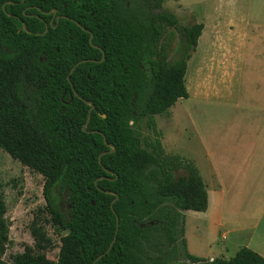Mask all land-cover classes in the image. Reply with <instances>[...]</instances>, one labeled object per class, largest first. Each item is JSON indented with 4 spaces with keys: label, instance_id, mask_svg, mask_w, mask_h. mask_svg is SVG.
Here are the masks:
<instances>
[{
    "label": "trees",
    "instance_id": "1",
    "mask_svg": "<svg viewBox=\"0 0 264 264\" xmlns=\"http://www.w3.org/2000/svg\"><path fill=\"white\" fill-rule=\"evenodd\" d=\"M163 1L0 0V147L44 179L51 222L65 232L56 264H93L112 242L115 196L104 191L118 196L119 228L95 264H264L245 247L228 260L187 251L183 212L207 210L206 186L191 161L164 153L154 117L188 99L187 62L203 24H180ZM53 10L59 20L44 33ZM166 27L178 37L173 63L159 46ZM81 60L96 62L78 65L69 82ZM85 101L94 108L83 130ZM141 122L155 139L134 129ZM107 144L115 151L99 163ZM55 189L67 195L66 214L53 205ZM5 213L0 193V264H8Z\"/></svg>",
    "mask_w": 264,
    "mask_h": 264
},
{
    "label": "crops",
    "instance_id": "2",
    "mask_svg": "<svg viewBox=\"0 0 264 264\" xmlns=\"http://www.w3.org/2000/svg\"><path fill=\"white\" fill-rule=\"evenodd\" d=\"M233 3L207 13V25L193 53L197 56L206 46V57L194 63L192 58L190 93L191 102L223 104L232 144L224 155L203 148L196 166L206 186L208 207L183 215L192 213L204 222L212 240L209 248L216 247L218 257L227 253L218 243L235 235L247 236L244 247L264 258V0ZM186 243L189 249L187 239Z\"/></svg>",
    "mask_w": 264,
    "mask_h": 264
},
{
    "label": "rangeland",
    "instance_id": "3",
    "mask_svg": "<svg viewBox=\"0 0 264 264\" xmlns=\"http://www.w3.org/2000/svg\"><path fill=\"white\" fill-rule=\"evenodd\" d=\"M232 1L233 4L239 5V0H164L162 10L174 14L182 25L202 23L204 26L207 25V13L211 14L213 9L223 8ZM206 33L204 40L207 38ZM160 46L164 48L167 60L173 62L176 59L178 37L172 28L166 27L163 30ZM197 49L199 50V47ZM204 52L206 46L197 56L193 55L194 52L191 53L187 63L185 76L189 89L188 100H178L170 108L169 117L161 115L154 117L164 153L189 160L196 168L197 163L203 158L204 147L224 155L232 144L229 139L231 135L228 131L229 123L226 121L229 117L223 104L190 101L193 80L192 58L195 56L194 63L206 57ZM182 108L183 110L180 111ZM134 129L142 138L155 139V135L146 127L145 122H141ZM220 160L222 161V157ZM204 165L206 167V164ZM181 174L180 171L175 172V177L179 178ZM43 184L44 179L40 174L12 159L0 147V193L5 202V218L9 226L3 260L8 264H56L57 262L61 238L65 232L57 229L51 222L43 195ZM246 191L250 192V190ZM66 198V193H58L56 189L51 193L53 205L64 214L67 213L68 208ZM192 213L184 215L186 223L184 239L188 240L189 254L207 260L211 255L228 260L240 247L246 245L247 236L231 235L226 243H218L219 247L227 248V253L218 257L217 248H209L212 240L204 229V222L197 221Z\"/></svg>",
    "mask_w": 264,
    "mask_h": 264
},
{
    "label": "water",
    "instance_id": "4",
    "mask_svg": "<svg viewBox=\"0 0 264 264\" xmlns=\"http://www.w3.org/2000/svg\"><path fill=\"white\" fill-rule=\"evenodd\" d=\"M8 3H10V2H7L6 4H8ZM4 7H5V4L3 5V7H2V9H4ZM56 12V10H53V13H55ZM50 13V12H49ZM66 19H69V18H67V17H65ZM70 21H72V22H74L72 19H69ZM78 26H80L79 24H77ZM22 27H23V29L24 30H26L25 29V25H24V23L22 24ZM47 29H48V27L46 26L45 27V31H44V33H46L47 32ZM84 31H86V32H88L89 33V31H87V30H85V29H83ZM90 34V37H89V43L91 44L92 43V34L91 33H89ZM37 35H41V34H37ZM94 48H96V49H99L98 47H96V46H94V45H92ZM103 57H104V54H103V52H102V59H103ZM89 61H92V62H96V61H94V60H81V61H79V62H77L71 69H70V71H69V74H68V76H67V80L70 82V75L73 73V71H74V69L78 66V65H80V64H82V63H85V62H89ZM100 62V61H99ZM72 86V85H71ZM74 92V91H73ZM74 95L76 96V93L74 92ZM85 104L86 105H88L90 108H89V110H88V115H87V120H86V122H85V124H84V126H83V130H85V128L87 127V125H88V122H89V120H90V112L93 110V108H94V106L92 105V103L90 102V101H85ZM95 133H99L98 131H94ZM103 136V135H102ZM103 140H104V143L106 144V139H105V137L103 136ZM107 147L108 148H111V151H107V152H104V153H102V154H100L99 155V157H98V162L100 163V161H101V157L103 156V155H105V154H107V153H109V152H114L115 151V148L112 146V145H109V144H107ZM104 172L105 173H107V174H109V175H112V173L111 172H109L107 169H104ZM104 177H102V178H100L99 180H101V179H103ZM117 177H115V179H116ZM97 183V181L95 182V184ZM103 192V191H102ZM104 193L105 194H109V195H114L115 196V198L112 200V202L110 203V209H111V211H112V213L115 215V220H116V230H115V235H114V238H113V240H112V242L110 243V245L108 246V248L106 249V251L104 252V253H102L101 255H99L97 258H96V260H95V262L96 261H98L99 259H101L104 255H106L109 251H110V249L113 247V245H114V243H115V240H116V235H117V232H118V228H119V218L117 217V215H116V213H115V211H114V209H113V204L116 202V200L118 199V196L116 195V194H114V193H112V192H110V191H104ZM92 205H94L95 203L94 202H92L91 203ZM95 262L93 263V264H95Z\"/></svg>",
    "mask_w": 264,
    "mask_h": 264
},
{
    "label": "flooded vegetation",
    "instance_id": "5",
    "mask_svg": "<svg viewBox=\"0 0 264 264\" xmlns=\"http://www.w3.org/2000/svg\"><path fill=\"white\" fill-rule=\"evenodd\" d=\"M7 3V2H6ZM6 3H5V5H6ZM48 14H50V13H48ZM55 13H53V15H51V19H50V21H49V23L47 24V23H44V27H48V26H52L53 25V22L55 21L56 23H57V21L59 20V16H55L54 15ZM46 16H48V15H46ZM35 17H37L38 19H40V20H42L39 16H36L35 15ZM43 21V20H42ZM44 22V21H43ZM45 31V30H44ZM159 46H160V41H159ZM161 48V47H160ZM177 54H178V46H177V52H176V59H177ZM175 59V60H176ZM174 60V61H175ZM173 61V62H174ZM170 62V61H169ZM173 62H170V63H173ZM156 123V122H155ZM157 129V128H156Z\"/></svg>",
    "mask_w": 264,
    "mask_h": 264
}]
</instances>
